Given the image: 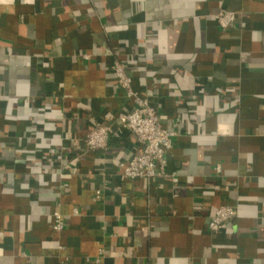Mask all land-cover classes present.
<instances>
[{"label":"crops","instance_id":"1","mask_svg":"<svg viewBox=\"0 0 264 264\" xmlns=\"http://www.w3.org/2000/svg\"><path fill=\"white\" fill-rule=\"evenodd\" d=\"M115 57L177 132L151 180L128 132L84 145L131 106ZM0 264H264V0H0Z\"/></svg>","mask_w":264,"mask_h":264},{"label":"built area","instance_id":"2","mask_svg":"<svg viewBox=\"0 0 264 264\" xmlns=\"http://www.w3.org/2000/svg\"><path fill=\"white\" fill-rule=\"evenodd\" d=\"M235 12L221 9L214 18L220 29L232 27L235 21ZM84 58L88 55L83 54ZM126 63L115 57L110 69L116 79L117 91L122 92L130 101V108L118 112L108 122H95L84 134V145L89 150H105L115 129L128 132L140 145V152H135L120 160L116 165V174L121 179L134 180L143 178L151 180L164 173V156L177 135L174 129L165 127L161 116L150 104L149 98L134 89L132 77L127 71ZM102 189L96 188L93 200L101 199ZM77 213V209H73ZM236 211L229 205H220L208 216L207 227L211 232H217L222 225L234 218ZM51 226L58 231L64 226V218L58 211L50 215Z\"/></svg>","mask_w":264,"mask_h":264}]
</instances>
